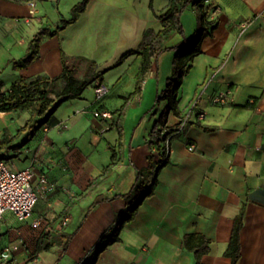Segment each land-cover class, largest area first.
Listing matches in <instances>:
<instances>
[{
  "label": "crops",
  "instance_id": "crops-1",
  "mask_svg": "<svg viewBox=\"0 0 264 264\" xmlns=\"http://www.w3.org/2000/svg\"><path fill=\"white\" fill-rule=\"evenodd\" d=\"M79 1L38 0L32 13L31 0H0L1 93L22 79L60 76L63 53L94 61L96 68L82 62L81 77L104 71L97 81L108 88L99 101L91 85L80 98L63 102L19 152L9 151L17 156L9 158L16 167L32 165L55 187L39 196V225L6 212L0 221V264L94 259L96 244L126 211L131 198L125 195L141 174L146 186L156 177L153 193L125 223L120 239L93 264H231L227 251L243 205L238 264H264V0L206 1L207 21L215 29L183 79L181 114H170L164 131L173 132L185 117L189 123L173 138L169 163L161 168L158 146L149 140L167 103L158 96L172 73L175 52L167 50L153 59L141 92L128 102L142 58H121L139 48L148 29H161L157 15L171 0H153L152 7L151 0H90L75 23L42 41L36 61L15 67L35 34L43 27L59 28ZM182 22L191 41L198 33L194 6L184 11ZM183 38L177 34L167 45ZM228 88L235 102L214 104L212 96ZM101 109L112 117H96ZM199 113H205L204 120L198 119ZM34 115L32 108L11 124L0 118V140L6 132L16 134ZM190 143L195 150H189ZM46 228L54 229L47 234ZM188 235L207 239V251L197 255L185 243ZM41 236L51 245L37 254ZM6 249L8 259L1 256Z\"/></svg>",
  "mask_w": 264,
  "mask_h": 264
},
{
  "label": "trees",
  "instance_id": "trees-1",
  "mask_svg": "<svg viewBox=\"0 0 264 264\" xmlns=\"http://www.w3.org/2000/svg\"><path fill=\"white\" fill-rule=\"evenodd\" d=\"M206 1L207 0H171L167 9L157 15L162 25L161 29L159 31L148 29L145 32L144 40L139 48L126 52L121 58V60H123L132 54H138L142 58L136 89L127 99L128 102L133 95L141 92L142 84L146 74L151 69L153 59L167 50L175 52L172 73L166 82V86L158 96L159 102L166 101L167 103L159 118L154 123L149 140L151 144L158 146L160 159L157 164L160 165L159 168L169 163V157L165 156V143L168 134L172 131L165 132L164 129L170 114H181L179 109V93L183 79L191 70L194 59L203 53V40L207 36L212 35L215 29V26H212V24L207 21L208 13L205 9ZM89 2L90 0H81L76 3L72 7L71 17L63 18L61 26L56 30L53 31L48 27L41 28L30 41L27 55L17 60L15 62V67L23 68L36 61L40 57V46L42 41L45 38L56 35L59 30L65 28L67 25L75 23L85 12ZM152 5L153 0H151L150 3L151 7ZM189 6L195 7L198 17V33L191 41H187L185 38V28L182 22V15ZM177 34L184 37L183 40L173 46L167 45ZM62 62L63 72L60 76L52 79L46 75H39L36 79L30 81L22 79L14 82L11 90L5 92L6 94L9 93V96L4 98L8 105L5 106V108L13 110L32 107L35 115L24 127L19 128L16 134L0 140V151L5 149L9 152L22 148L63 102L80 98L89 86L94 85L97 80L101 79L104 73V71H101L80 77L77 74L78 63L86 62L92 68H96V63L82 57H70L65 53L62 55ZM58 83H60V87L56 90L55 96H50V88H53ZM127 108L128 104L126 103L121 108L122 113H125ZM38 116L41 119H37ZM24 133L25 135L20 143H8V139L14 142ZM0 157L9 159L7 156ZM154 164V158L151 157L150 169L155 167ZM141 175L138 176L131 192L125 195L131 198L126 211L120 216L113 227L100 238L94 248L95 258L87 264H93L101 252L110 244L120 239L119 234L125 223L134 217L143 200L153 193V185L156 183V177L151 185L146 186V182ZM244 215L245 205L241 207L239 214L234 220L231 240L227 251V255L232 259L231 264H238L241 258V230L244 224ZM185 243L193 246L197 250V255L199 256L208 249V240L198 235L186 236ZM50 245L51 243L45 244L41 236L37 243L36 253L38 254L44 249H48Z\"/></svg>",
  "mask_w": 264,
  "mask_h": 264
},
{
  "label": "built area",
  "instance_id": "built-area-1",
  "mask_svg": "<svg viewBox=\"0 0 264 264\" xmlns=\"http://www.w3.org/2000/svg\"><path fill=\"white\" fill-rule=\"evenodd\" d=\"M30 5L32 7L31 12L35 13L36 0H31ZM94 85L95 98L96 101H99L106 96L108 88L101 81H96ZM211 100L217 105L234 103L233 90L228 88L219 91L212 96ZM95 116L111 118L112 114L109 110L101 109L95 111ZM205 117V113L198 114V119L200 120H204ZM188 123L189 118H182L176 129L168 134L165 143L166 157H170L173 138L182 133ZM189 150H195V145L190 143ZM54 187L55 184L49 179L48 175L37 172L32 165L18 168L8 158L0 157V221L4 218L6 212L10 211L21 221L31 220L33 224L39 225L41 218L35 216V207L39 196L48 190L54 189ZM67 222L68 218H65L63 223L66 224ZM1 256L4 259H8L10 250L6 249ZM92 260L91 256H88L78 264H87Z\"/></svg>",
  "mask_w": 264,
  "mask_h": 264
},
{
  "label": "rangeland",
  "instance_id": "rangeland-1",
  "mask_svg": "<svg viewBox=\"0 0 264 264\" xmlns=\"http://www.w3.org/2000/svg\"><path fill=\"white\" fill-rule=\"evenodd\" d=\"M38 1V0H36ZM119 0H115V2H118ZM63 12H67V6H66V2H64L63 6ZM85 64V63H84ZM90 67V65H89ZM77 74L81 77L82 73L84 72L85 68L84 66L82 65V63H78L77 64ZM60 87V83H58L56 86H54L53 88H50V92H49V95L50 96H55V92L56 90H58ZM9 96V93H1L0 92V118L2 119L3 123L6 124V123H10L11 124V120H15V119H19L21 118V116H23V114L25 112H28L29 114H31V109L32 107H29V108H26V109H13V110H8L7 108H5V106H8L7 103H6V100L4 98H7ZM13 134H9L8 132H6L3 136V138L5 137H10L12 136ZM2 138V139H3ZM8 143L12 144V143H17L16 141L12 142V140L8 139ZM14 152H19V149L18 150H15ZM0 156H7L9 157L10 159H15L17 156L15 155H10L9 152H7L5 149H2L0 151ZM17 161V160H15ZM54 228H46V233L49 234Z\"/></svg>",
  "mask_w": 264,
  "mask_h": 264
}]
</instances>
